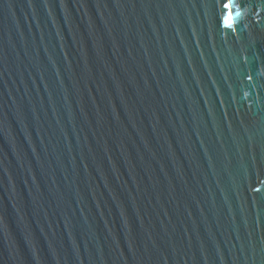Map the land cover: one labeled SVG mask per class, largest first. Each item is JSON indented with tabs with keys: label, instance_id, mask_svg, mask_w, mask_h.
Instances as JSON below:
<instances>
[{
	"label": "water",
	"instance_id": "water-1",
	"mask_svg": "<svg viewBox=\"0 0 264 264\" xmlns=\"http://www.w3.org/2000/svg\"><path fill=\"white\" fill-rule=\"evenodd\" d=\"M0 0V264H264V0Z\"/></svg>",
	"mask_w": 264,
	"mask_h": 264
},
{
	"label": "snow or ice",
	"instance_id": "snow-or-ice-1",
	"mask_svg": "<svg viewBox=\"0 0 264 264\" xmlns=\"http://www.w3.org/2000/svg\"><path fill=\"white\" fill-rule=\"evenodd\" d=\"M223 15L222 23L226 28L232 29L241 16V12L237 10V0H221Z\"/></svg>",
	"mask_w": 264,
	"mask_h": 264
}]
</instances>
